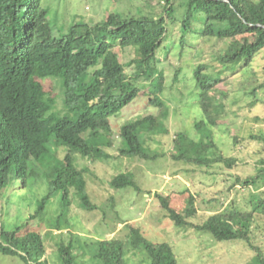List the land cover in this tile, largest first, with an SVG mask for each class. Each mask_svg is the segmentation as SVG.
I'll list each match as a JSON object with an SVG mask.
<instances>
[{
    "label": "trees",
    "instance_id": "16d2710c",
    "mask_svg": "<svg viewBox=\"0 0 264 264\" xmlns=\"http://www.w3.org/2000/svg\"><path fill=\"white\" fill-rule=\"evenodd\" d=\"M42 1L0 0V192L10 181H21L18 185L25 188L28 178L37 176L35 162L43 170L46 193L36 200L29 220L39 218L52 200H58L61 212L51 229L62 231L71 226L69 213L74 202L86 211L96 209L87 194L88 170L77 169L75 162L77 156L94 162L110 158L107 149L114 147L115 140L112 117L123 111L142 112L120 129L119 156L144 160L162 157L151 146L155 138L169 134L165 123L170 108L161 98L166 81L161 66L172 49L167 41V14L174 12L172 3L179 0H164L169 6L165 16L164 12L158 18L112 12L96 25L80 22L58 36ZM182 2L181 53L195 46L192 36L216 42L219 50L212 62L199 61L192 71L194 90L189 96L195 94V99L189 106L201 112L194 123L200 137L194 141L184 133L175 134V149L187 142L188 154L195 156L186 159L174 152L173 158L197 166L223 163L231 167L234 161L212 155L217 148L213 131L224 123L228 96L219 87L250 69L264 51V0ZM114 44L135 51L133 60L126 64L133 67L132 74L112 51ZM194 48L200 58V49ZM259 90L247 95L254 97ZM249 139L264 146V132L251 134ZM257 165V174L243 181L244 186H264V158ZM110 186L141 192L131 172L116 175ZM156 200L176 226L208 232L218 242L244 241L251 246L256 215L264 214L262 198L253 203L252 211L232 208L194 225L190 221L198 214L194 196L190 195L182 211L172 206L170 196L157 194ZM28 223L8 230L0 218V253L25 264H47L45 237L34 229L24 232ZM129 229V243L145 251L149 264H179L170 244H155L139 228ZM87 247L97 264H126L123 241L99 240ZM82 250L83 246H75L73 241L63 244L58 251L61 264H78ZM254 250L258 264H264L262 252Z\"/></svg>",
    "mask_w": 264,
    "mask_h": 264
},
{
    "label": "rangeland",
    "instance_id": "374dc122",
    "mask_svg": "<svg viewBox=\"0 0 264 264\" xmlns=\"http://www.w3.org/2000/svg\"><path fill=\"white\" fill-rule=\"evenodd\" d=\"M42 2L48 10L49 21L56 36L80 22L96 25L112 12L158 18L164 10L169 9L164 0ZM172 6L174 12L167 14L170 18H167V41L172 49L169 53L167 50L163 51L168 56L161 66L166 77L165 92L161 94V98L170 108V115L165 123L169 134L155 138L156 143L151 146L162 157L144 160L119 156L120 129L142 115L141 111H123L119 116L111 118L115 140L114 147L107 149L109 159L94 162L77 156V169L88 170L85 172L87 194L96 209L86 211L79 207L78 202H74L69 213L70 228L64 226L62 231L51 229L52 222L61 212L58 200H52L39 218L29 220V216L35 212L36 200L46 193V183L42 180L43 170L35 162L33 167L37 176L29 177L25 188L18 185L21 181H10L0 192V218L6 228L11 230L13 226L28 220L29 229L24 232L34 229L45 237L44 260L47 264H61L59 248L70 241L75 246H83L78 264H97L89 256L87 245L99 240L113 239L125 243L126 264H149L145 251L136 250L129 243L131 226L139 228L155 244H170L179 264H258L257 251L254 249H259L264 257V214L256 215L251 246L244 241L218 242L208 232L176 226L156 200L157 194L170 196L172 206L182 211L187 206L190 195L194 196L198 214L196 219L190 221L198 225L211 216L225 213L232 208L252 211L253 203L264 198L263 185H243V181L257 174L258 161L264 158V146L249 139L251 134L264 132V88H260L264 85V51L250 69L234 75L229 85L223 84L219 87L220 90L228 92V96L225 100L224 123L213 131L217 148L212 150V155L220 154L223 158L234 161L233 166L223 163L197 166L195 163L186 162L187 160L173 158L174 152L186 159L195 156L188 154L187 142L175 149V134L184 133L194 141L200 137L194 123L200 119L201 112L189 106L195 99V94L189 96L194 90L191 82L192 71L199 61L212 62L214 52L219 50V46L214 41L202 42L192 36L195 46L181 53L179 25L185 8L182 0L173 2ZM166 13L164 12V16ZM194 47L200 49V58L196 56L197 50L195 53ZM112 51L120 56L125 65L135 57L133 49L123 50L117 44L113 45ZM126 71L132 74L134 69L126 65ZM184 73L187 74L186 78ZM257 88L260 90L254 97L247 95ZM57 91L62 98L60 85H57ZM58 103L60 106L63 104L61 100ZM129 172L134 174L141 188L140 193L133 188L118 190L110 186L113 177ZM0 264L25 263L17 257L0 253Z\"/></svg>",
    "mask_w": 264,
    "mask_h": 264
}]
</instances>
